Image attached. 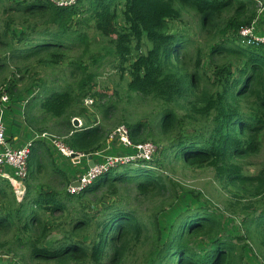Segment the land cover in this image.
<instances>
[{"label":"trees","instance_id":"1","mask_svg":"<svg viewBox=\"0 0 264 264\" xmlns=\"http://www.w3.org/2000/svg\"><path fill=\"white\" fill-rule=\"evenodd\" d=\"M78 1L79 7L60 8L47 0H0V112L7 143L24 128L32 137L58 135L66 148L92 159L110 147L111 128L89 124L84 106L88 96L106 98L91 93L95 74L83 62L89 30L107 41L116 68L128 76L130 94L174 108L162 106L160 136L179 123V107L205 127L178 132L163 144L152 140L151 161L118 167L122 173L112 168L78 194L68 192L78 169L51 143L34 141L21 200L0 177V253L7 256L0 264H245L247 242L264 261V168L248 171L264 150V46L239 34L264 0ZM184 13L194 14L218 41L211 48L218 58L211 77L203 71L204 52L183 32L169 30V21ZM145 39L150 44L143 53ZM91 59L94 65L100 58ZM32 65L52 72L38 79ZM97 106L103 117L109 112L110 105ZM13 109L22 112V127L7 116ZM74 118L83 121L80 128ZM124 123L133 145L152 135L141 122ZM118 145L122 153L133 151ZM178 164L213 171L227 193L225 211L244 216L243 236L225 235L224 222L207 205L185 203L191 192L180 191L167 170ZM125 197L150 213L123 203ZM170 207L179 213L161 225L158 216Z\"/></svg>","mask_w":264,"mask_h":264},{"label":"rangeland","instance_id":"2","mask_svg":"<svg viewBox=\"0 0 264 264\" xmlns=\"http://www.w3.org/2000/svg\"><path fill=\"white\" fill-rule=\"evenodd\" d=\"M78 2H79L78 0H72L70 1L71 4L68 5L66 8H71L74 6L79 7L81 3H78ZM81 9H83V7ZM257 9L258 10L256 13V17L254 18V21L252 22L253 27H255V29L253 30L252 36L261 37L264 34V5L259 3L257 6ZM123 20L124 19L121 13L119 12L118 14L119 24H123L124 23ZM169 30L183 32L184 34L188 36L189 40H191V42L194 45V48L200 49L202 52H204L203 71L207 74V76H210V77L213 76L214 71L217 69L218 58L217 56L215 57L211 56V48L215 44H217L218 41H214V37H212L211 32L204 31L203 28L199 26L198 18L192 13H184L180 20L169 21ZM239 34L241 37H247V36H243L241 34V31H239ZM88 36H89V49H88L87 54L83 57V62L85 65H88L90 70L95 74V77L91 84L92 85L91 93L95 92L96 94L106 96V98H99L98 95L88 96L87 98H91L93 100V104H91L90 106H87V104H84V106L88 109L89 124L94 125L98 122L99 124H106L105 127L108 128L109 126L111 128V134H112V136L107 139V142H110L111 138L113 139L112 143L110 144V147L109 145H107L108 149H106V151L95 153L97 158L104 159V157L114 155L117 153H121L118 155L126 154V153H122L124 147H122L121 145L120 147L118 145V142L121 144V141L119 140L118 134L115 133L116 130L114 131V129L119 128L120 126H125L124 121L128 123L129 122H141L144 125H146L148 128L152 130V135L149 139L145 140L142 143H145V142L152 143V140H156L157 145L160 143L162 144L165 143L169 139L176 136L178 132L191 133L196 128L202 129L203 127H205L204 122H199L198 124L192 123L193 121L186 118L185 116L186 111L179 107L177 108V114L180 117L179 123L169 135L160 136L159 135V121L161 118L162 106H163V111H165L166 109H174V108L171 107L170 105H160V103L150 98H142V97L140 98L138 96L130 94L126 88L128 76L126 74H123L121 71H119L116 68V64L118 61L114 57H112L110 54H108L107 41L104 38H102L94 30H89ZM149 44L150 43L148 42L147 39H145L142 42V47H143L142 52L143 53H145ZM76 51L78 52L75 53V55L79 53V50H76ZM92 56H94L95 58H100L98 63L91 65ZM35 67L37 66L32 65L31 70H32L34 77H37L38 79L43 78L48 73L52 72V69L49 67L44 68V67L38 66L37 69H35ZM64 71H65L64 72L65 75H68L69 70L65 68ZM7 102L8 100L3 103H7ZM97 104L110 105L108 108L109 112L107 113L108 116L107 114H105L104 117L102 116ZM6 105H4V108H3L4 112L7 111L8 109V108L6 109ZM7 116L15 123L14 126L21 124L20 126L22 127V125H24L22 112L20 113L19 110L13 109L10 114L7 113ZM81 121L82 120H80V122ZM83 126L85 125L83 124ZM22 131H24V133L21 134L20 138H18V141L20 142L21 145L26 144L30 140L36 141V140L41 139V140H46L49 144L51 143L50 144L51 146L55 147V145L48 139H43V138L35 139L36 136L42 133H39V134L35 133L33 134V137H32L31 135L27 134L26 129L22 128ZM46 134L49 138L52 139L53 142H55L59 146H61V144L63 143L62 139H60L61 137H59L58 135H53V134L51 135L48 133ZM6 140H7V134H6ZM137 144H141V142ZM57 151L63 157H65L58 149ZM104 154L106 155L104 156ZM90 160H92V157L87 156L86 158H83L80 161L73 162L70 158H68L67 161L69 162L70 165L75 166L77 169H82L84 165L86 164L89 165V163L86 161H90ZM98 163L95 162L94 164H98ZM140 163L141 162H137V165ZM252 164H254V166ZM118 167H122V166H117L116 169H118ZM174 167H175L174 171L167 169L170 176L178 184L177 186L180 188V191L182 189H187L192 194L190 196L188 195V198L185 200V203L186 202L194 203L195 201V203H199L202 206L207 205V207L211 211L216 212V214L224 222V234L225 235L231 236V237L244 235V230L242 229V225H241L244 219V216L241 213L229 214L225 211L224 201L227 198V193L224 190L220 189L221 186L214 179L213 171L211 169L209 168L194 169V168L182 166V164L175 165ZM262 168H264V150L260 154H258L257 156L251 159V165L248 167V171L251 174H256ZM2 169L3 170L0 172L1 173L0 176L1 177L4 176L5 178H7L9 180L8 182L14 186L13 192H14L15 198L19 201L16 195V191H19L22 189L23 183L20 180L21 178L17 177L15 174V171L8 166H4ZM89 169H90L89 166L86 167L85 172L82 174H79V176L76 179H74L71 182V184L75 182H78L80 184L79 179L81 178V176L85 175ZM132 169H134V167H132ZM123 170H125V168H119L117 173H122ZM25 186L26 185L24 181V188H26ZM71 187L73 186L72 185L69 186L68 192H69V189H72ZM73 188H78V187H73ZM24 195H25V192L23 193L21 199L23 198ZM186 196H187V193L184 192L182 197H186ZM122 202L125 204L128 203V204L133 205L140 213H146V214L150 213V207L141 206L140 204H137L136 202H134V200L132 199H127L125 197ZM84 204H86V202ZM178 205L179 203L176 204V206ZM178 213H179L178 211H172L170 207L163 214L158 216L160 224L163 225L165 222H167L166 224L170 222L173 223ZM57 223L58 222H56L55 224ZM58 234L59 233L57 232H53L51 235V238L56 239L58 237ZM49 243L53 244L54 240H49ZM247 244H249L250 246L246 247L245 249V257H246L245 264H264V261L262 259L260 258L258 259V257L255 256V253H254V250L251 244L249 242H247ZM208 246H209L208 242H202L200 244V248L203 250L207 249ZM1 258L2 259L7 258V256H5V252L0 253V259Z\"/></svg>","mask_w":264,"mask_h":264},{"label":"built area","instance_id":"3","mask_svg":"<svg viewBox=\"0 0 264 264\" xmlns=\"http://www.w3.org/2000/svg\"><path fill=\"white\" fill-rule=\"evenodd\" d=\"M47 1L51 2L53 6L66 8L68 5L71 4L70 1L72 0H47ZM254 29L255 27H253V24H251L242 27L240 31L243 36H247L245 38H247L249 41L264 46V34L261 37H254L252 36ZM1 100L3 102H6L7 96L6 95L1 96ZM92 102H93L92 99L86 98L84 103L87 104V106H90ZM79 124H81L80 120H79ZM115 133L118 134L121 144L133 150L132 153L126 155H110L104 157L100 165L99 163L95 164L94 167L90 168L85 175L81 176V178L79 179L80 186L78 188L71 187L72 189H69V192H71V194L80 193L82 190L87 188L92 182H94L97 178L101 177L112 168L114 169L117 166H124L140 161L148 162L153 159V156L156 153V147L154 144L150 142H145V143L133 145L129 139L128 130L125 126H120L119 128H117ZM36 138L37 139L43 138L50 140L65 157L70 158L73 162L80 161L81 159L87 157L83 154L75 153L69 150L63 144L59 146L58 144L53 142L52 139L49 138L46 133H42L36 136ZM31 147H32V141H29L26 145L20 148H11L7 145L5 127L2 122V112H0V172L3 170L2 168L4 166H8L15 171L17 177L21 178L20 180L23 183L22 189L16 191V195L19 200L21 199L23 193L25 192L24 181L27 175V159L29 157ZM1 178L7 179L4 176ZM12 187L14 189L13 185Z\"/></svg>","mask_w":264,"mask_h":264},{"label":"crops","instance_id":"4","mask_svg":"<svg viewBox=\"0 0 264 264\" xmlns=\"http://www.w3.org/2000/svg\"><path fill=\"white\" fill-rule=\"evenodd\" d=\"M21 132L24 133V131H22V130H21ZM18 138H19V136H15L14 139L12 140V144L9 143V142H8V144H10L12 147H20V146L24 145V144L21 145V144L19 143ZM92 161H93L94 163H95V162L98 163L97 161H99V158L95 157V159H92ZM86 162L89 163L90 161H86ZM88 166H89V165L86 164V165H84V167H83L82 169H78V174L75 176L74 179H76V178L79 176V174L84 173L85 170H86V167H88ZM89 167H90V166H89ZM9 171H11V170H9ZM74 179H73V180H74Z\"/></svg>","mask_w":264,"mask_h":264},{"label":"water","instance_id":"5","mask_svg":"<svg viewBox=\"0 0 264 264\" xmlns=\"http://www.w3.org/2000/svg\"><path fill=\"white\" fill-rule=\"evenodd\" d=\"M72 124H73V126L75 127V128H78V126H79V121H78V119H74L73 120V122H72ZM94 162L92 161V160H90V162H89V166H90V168H92V167H94ZM73 187H79V183L78 182H75V183H72L71 184Z\"/></svg>","mask_w":264,"mask_h":264},{"label":"clouds","instance_id":"6","mask_svg":"<svg viewBox=\"0 0 264 264\" xmlns=\"http://www.w3.org/2000/svg\"><path fill=\"white\" fill-rule=\"evenodd\" d=\"M86 99V98H85ZM91 99V98H90ZM93 101V100H92ZM84 102H85V100H84ZM85 104V103H84ZM92 104H93V102H92ZM75 119H78V121L79 120H81V119H79V118H75ZM72 122H73V120H72ZM82 122V121H81ZM82 126V124H79V126H78V128H80ZM117 129V128H116ZM115 129V130H116ZM114 130V131H115ZM128 130V129H127ZM112 136V135H111ZM37 139V138H36ZM111 140H113L112 138H111ZM30 141H32V144H33V142H34V140H30ZM6 143H7V140H6ZM28 143V142H27ZM26 143V144H27ZM151 143V142H150ZM26 144H24V145H26ZM153 144V143H152ZM7 145L9 146V144L7 143ZM24 145H22V146H24ZM22 146H20V147H22ZM10 147V146H9ZM20 147H11V148H20ZM126 155V154H125ZM140 162H142V161H140ZM149 162V161H148ZM146 163V162H145ZM135 164H137V162H135V163H131V164H128V165H135ZM124 166H127V165H124ZM79 186H80V184H79ZM86 189V188H85ZM84 189V190H85Z\"/></svg>","mask_w":264,"mask_h":264},{"label":"bare ground","instance_id":"7","mask_svg":"<svg viewBox=\"0 0 264 264\" xmlns=\"http://www.w3.org/2000/svg\"><path fill=\"white\" fill-rule=\"evenodd\" d=\"M101 156V155H100Z\"/></svg>","mask_w":264,"mask_h":264}]
</instances>
